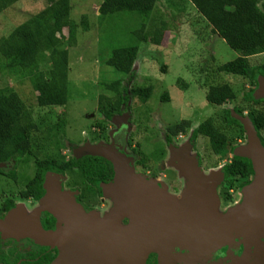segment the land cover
<instances>
[{
  "label": "rangeland",
  "instance_id": "1",
  "mask_svg": "<svg viewBox=\"0 0 264 264\" xmlns=\"http://www.w3.org/2000/svg\"><path fill=\"white\" fill-rule=\"evenodd\" d=\"M102 2L103 0H71V19L75 23V33L70 36L68 29H65L68 38L64 48L69 51L70 70L68 104L65 107L39 108L36 93L30 80L20 76L21 74L17 71L10 72L6 70L1 57L0 90H15L27 106L38 114L36 120L43 127V131L46 132L47 130L44 127L51 126L50 132L55 137L57 130L54 126L60 115L66 113V126L62 132L58 131L59 137L57 140L61 141L63 152L71 159L79 153L80 148H84L87 140L89 141L86 143L90 146L97 145L94 141L96 140L94 133L98 132V128L93 127L94 123L101 120V118H97V108L101 104V96L113 98L116 95L108 86L118 80H124L122 86H127L129 95L133 88L153 87V93L148 104L153 111L155 110L159 114L161 122L158 128L162 130L184 120L191 121L194 119L197 122L193 123L198 126V122L202 120L197 119L213 116L215 127L222 133L225 132L228 136H233V128L227 125L225 115L224 122L221 121L223 110L224 112L227 109L233 110L235 106L249 110L253 104L247 103L244 99L246 95L252 96L251 92L253 90L250 91L252 85L249 79L245 77L218 71L220 65L236 59L241 54L231 49L223 39L215 34L211 25L202 17L193 4L189 0H159L155 9L148 15L123 11L102 18L99 12ZM47 6L46 0H20L5 10L0 14V39L6 37L16 26L27 21L33 14L39 13ZM262 7L264 8L263 5ZM158 29L165 31L161 46H155L141 40L143 36L148 35L151 36V39ZM137 43L140 45V51L132 68L133 77L130 80L131 82L126 84L127 76L109 66L107 61L116 49ZM249 60L254 66L262 65L264 64V54L252 56ZM162 65H167V73L162 72ZM45 69L48 70L49 67H45ZM220 83H229L235 90L238 99L227 103L224 107H215L209 103L207 93L211 85ZM166 92L170 96V102L168 103L163 102L161 99ZM132 102L139 108L136 125L140 127L141 124L138 122L144 120L147 109L141 104L142 101L139 98L132 99ZM131 119H133V113ZM157 123L154 120L150 123L152 125L150 130H142L145 134L144 137L141 131L142 153L149 159H155V155L161 149L160 142L151 140L152 137L149 139ZM104 125L103 135L105 137L103 139L107 137V133L111 128H116L115 124L111 122H105ZM220 125L223 128L220 129ZM41 136L40 138H42ZM206 142H208V139L205 140ZM36 144L41 146L39 150L43 152L41 154L43 158L47 155L54 157L59 155V151L55 148L56 141L44 143L40 139ZM73 145H78V147L73 150ZM227 159L229 160L230 157L228 156ZM37 160L38 157L34 155L24 161L25 164L23 167L21 166L23 180L35 177V163ZM212 161L213 163L216 162L217 168H210L205 171V174H210L214 169L216 171L220 170L218 163H222V160L213 156ZM76 175L74 173L67 174V177L63 176V180L67 178L69 181L68 186H70L76 179ZM63 183L62 181L61 185ZM241 200L242 194H240L236 203L224 209L221 207L220 212L229 213V209L236 206ZM40 206V202H38L32 212L34 213ZM37 214L33 217L35 226H37L36 224L42 225L41 216H39V222H37ZM11 222L12 219L9 218L4 224L10 226ZM155 226H157L156 228L162 226L166 228L164 222L157 223ZM68 230L66 228L64 237L59 242L58 247L61 252L56 264H69L74 262L76 258L84 256L86 252H92L91 254H93L98 250L105 252L103 258L106 259L101 264H146L152 253L158 254L161 262L166 263V261L169 262L172 259V261H175L172 264H176V260L180 259L181 256L174 251V247H178L175 246L176 244L167 243L170 239H168L166 233V243L164 245L155 246L158 245L157 240L150 238L153 246L150 247L149 251L148 238L144 237L145 231L142 230L141 232L130 231L126 233L119 231L117 236L113 234L117 245L111 243L108 234H102L101 238H98L99 232L97 231L91 232L92 235L88 236L87 230L84 228L76 230V233H71ZM43 231L42 233L45 236L46 234ZM35 234L40 244H47L39 235L41 234L40 231H36ZM110 234L112 233L110 232ZM233 236H236V233L224 234V238L221 239L211 234L207 237L203 246L195 243V239L186 240L190 243H181V246L183 245L184 248L191 245L188 249L195 253L189 258L182 257L183 262L189 264V261L191 262L190 258L201 257L203 253L212 249L215 251L220 242L229 243L236 238ZM44 238L46 240L48 236ZM145 249L148 251L146 257L144 254L146 253ZM110 253H119V255L116 257L114 254L113 257L109 258Z\"/></svg>",
  "mask_w": 264,
  "mask_h": 264
},
{
  "label": "trees",
  "instance_id": "2",
  "mask_svg": "<svg viewBox=\"0 0 264 264\" xmlns=\"http://www.w3.org/2000/svg\"><path fill=\"white\" fill-rule=\"evenodd\" d=\"M19 1L0 0V14ZM46 1L48 6L45 9L33 14L27 21L16 26L6 37L0 39V57L3 59L6 70L17 71L21 74L20 76L30 80L36 93L38 107L51 109L65 107L68 104L70 70L69 51L64 48L68 38L65 29H68V34L73 36L75 23L71 19V0ZM189 1L211 25L215 34L231 49L241 54L236 59L220 65L219 72L242 76L251 81H255L257 72L264 75V65L256 67L249 60L252 56L264 54V8L262 7L264 0ZM158 2L159 0H103L99 7L100 17L123 11L148 15L155 9ZM164 36L165 31L158 29L151 39L148 35L143 36L141 40L161 46ZM139 43L116 49L107 61L109 66L127 76L126 84H129L133 77L132 68L140 51ZM45 67L49 69L46 70ZM161 70L167 73V65H162ZM123 81L118 80L108 86L116 93L113 97L115 99L101 96L99 108L105 120L111 119L120 104L129 97L127 86H122ZM152 93L153 87L147 86L131 89L130 95L145 102L151 98ZM207 98L213 106H222L235 101L237 94L229 83H220L209 87ZM161 99L163 102H170L169 93H164ZM236 111L240 114L243 112L238 108ZM224 113L227 125L238 126L243 133L242 125L231 117L230 110L227 109ZM257 114L259 111L252 110L250 117L258 127L259 124H264V115ZM37 115L15 90H0V162L15 160L20 163L36 155L38 157L36 174L29 184L35 187V197L38 198L44 193L41 185L47 172L68 174L74 173L75 168L79 167L82 176L97 178L98 174L106 172L107 168L111 169L110 162L103 158H85L79 161L74 158L67 159L61 141L57 140L58 131L62 132L66 126V113L60 115L54 126L57 130L56 137L50 132L51 126L44 127L47 130L43 131V127L36 120ZM189 125L190 121L184 120L171 125L169 129L173 132L176 130L182 132ZM197 132L208 136L215 155H228L227 147L230 145V137L215 127L211 119L204 122ZM40 139L44 143L56 141L55 148L59 151V155L41 157L43 154L39 150L41 146L36 144ZM88 159L90 162L87 161ZM99 169L103 171L99 172ZM251 173V163L245 158L235 157L226 166L227 181L235 176L247 179Z\"/></svg>",
  "mask_w": 264,
  "mask_h": 264
},
{
  "label": "flooded vegetation",
  "instance_id": "3",
  "mask_svg": "<svg viewBox=\"0 0 264 264\" xmlns=\"http://www.w3.org/2000/svg\"><path fill=\"white\" fill-rule=\"evenodd\" d=\"M260 77L264 79V75L257 72L255 81H251L249 79L250 84L252 85V89L250 91L253 90L251 92L252 96L246 95L244 100L247 103L253 104L252 107L249 110H244L242 107L235 106L233 110H235L237 114L248 117L252 121L262 145L264 146V124H259L257 127L250 117L252 110L259 111V114L257 115H264V98H257L255 95V91L259 87L258 78ZM132 99L136 98L129 95L127 100L120 104L119 109L112 114V118L109 120L104 119V115L101 113L98 106L97 118H101V120L100 122L97 121L94 123L93 127L98 128V132H96L94 129V131L97 133H94L96 136V140L94 141L97 143V145L101 144L102 149L106 148L103 151H108L107 148L112 147L116 154L123 155L124 158H126L125 161L129 162V165L133 167L137 174L147 177L149 180L155 182L160 188L164 189L165 191L168 190L170 194L175 196H178L182 193L186 184L185 179L180 175V172L177 171L175 167L178 165L176 160L178 155H191V157H194L198 161V165L203 170V172L213 167L217 168L216 162L213 163L212 161L213 156H216L222 160V163H218V166H220V170L224 174V180L218 187V196L221 207L224 209L237 202L241 194V189L249 185L252 182L254 176L252 162L245 158L249 160L252 166V173L250 176L247 179L240 178V176H235L229 181H227L226 177V166L230 164L235 158L233 155V149L236 146L244 145L247 142L246 132L241 123L240 124L244 130L243 133H241V129L238 126L231 125L234 134L233 136H229L230 145L227 147L229 155L224 156L223 154L221 156H217L212 151L208 136L197 132L201 125L207 120L211 119L214 122L213 116H208L205 118L200 117L197 120L202 121L198 122V126H195V123H193L197 122L194 119L191 121L187 120L190 121L189 127L185 131H178L179 133L177 130L174 132L170 131L169 128L171 125L162 130L161 128H158L160 127L159 124L161 122L160 116L155 112V110L153 111L151 109L150 105L148 104L149 100H147L141 103L145 109H147V112L144 116V120L138 122L141 124V126L138 127L136 125V121H138L137 117L139 108L132 102ZM215 107H224V105ZM236 108L243 110L242 114L237 112ZM132 113L133 119H131ZM222 115L223 117L221 118V121L224 122V110ZM154 120L158 122L156 125L157 128L154 126V132L150 134L149 139L152 137L151 140L160 142L161 149L155 155V159H149L142 153V140H140L141 131L143 129L150 130L152 126L150 123L152 121L154 122ZM105 122H111L115 124L116 128H111V130L107 133V137L103 139L105 137V135H103V130H105ZM219 128L221 129L223 126L220 125ZM142 134L144 137L145 134L143 131ZM206 139H208L209 144L208 142L205 143ZM88 141L89 140L86 142ZM86 142L85 144H87ZM73 146V150L78 147V145ZM75 155L76 156L74 159L76 161L85 158L98 157L110 162L111 169L107 168L106 172L98 174L97 178H88L82 176L80 174V168L77 167L74 170V174H77L76 179H74L70 186H68L69 181L67 178H65L63 181L64 183L62 184V189L64 191L72 192L77 203L80 204L88 213L95 212L99 215H105L111 210L113 201L110 197H106L104 195L103 187L115 183L114 165L111 161L99 155H84L81 157L77 154ZM228 156L230 157L229 160L227 159ZM67 159L69 160L70 158L67 156ZM87 161L90 162L89 159ZM24 164L25 162L19 163L15 160L0 162V264H56L61 252L58 246L60 240L64 237L65 233L63 232L65 228L64 225H60L58 219L54 217V215L47 211H43L40 216L46 235L44 236L42 232L39 235L42 236L45 243L47 244H40L36 238V226L34 225L35 222L33 219L36 212L33 213L32 210L35 208L36 204L40 202L46 191L43 188V182L41 185L42 189L44 190L43 195L39 196L38 198L35 197V187L29 186L33 178L30 177L29 179L23 180L21 177V166L23 167ZM35 169H37L36 163ZM98 171L102 172L103 170L99 169ZM61 175L67 177V174ZM13 213L17 214V216L12 219L13 223L11 222L10 226L5 225L4 222L7 221ZM159 221V219L150 217L148 220H146L147 223L142 225L141 228L142 231H145L144 237L148 238L147 241H149L150 238L157 240L158 245L155 246H160L161 244L164 245L166 243L164 226L156 228V224H153ZM122 223L125 226H131L130 219H123ZM90 226H92V230L88 231L86 229L88 236L92 235L91 232L97 231L99 232L98 238H100V226L89 225L88 227L91 228ZM61 228H63L62 231ZM150 228H152V230H150ZM112 234L116 235V232L112 231ZM47 236L48 239L45 240L44 237ZM193 237L194 236L191 237L186 235V233H182L179 234L175 240L170 239V241L167 242L172 245L176 244L175 246H178L177 248L174 247V251L176 254L181 256L179 257L180 259L176 260V264H185L182 257L189 258L195 253L188 249V247L191 245H187L183 248L181 243H190V241L186 240L195 239V243L203 246L205 240L207 239L204 236ZM111 243L114 245L116 244L114 241ZM152 243H149V248L153 246ZM91 253L92 252H86L84 253V256L76 258L74 262H70L69 264H101V262L106 259L103 258L105 252L98 250V252L96 251L93 252V254ZM114 254L115 253H112L109 258L113 257ZM190 260L191 262L189 261V264H264V237L253 239L236 237L229 243H220L219 247H217L215 251L212 249L209 252L207 251L206 253H203L201 257H193L190 258ZM170 261H166V263L163 261L161 262L158 254L152 253L147 259L146 264H172L175 262L172 261V259Z\"/></svg>",
  "mask_w": 264,
  "mask_h": 264
},
{
  "label": "water",
  "instance_id": "4",
  "mask_svg": "<svg viewBox=\"0 0 264 264\" xmlns=\"http://www.w3.org/2000/svg\"><path fill=\"white\" fill-rule=\"evenodd\" d=\"M258 82L255 95L257 98H264V79L260 77ZM231 115L243 125L247 136V142L236 146L233 155L249 159L254 176L252 182L241 189L242 200L229 209V213L220 212L218 187L224 180L223 172L214 169L210 174H205L191 155H178L176 159L178 165L175 167L186 184L182 193L175 196L147 177L137 174L129 162L125 161L126 158L116 154L112 147L103 151L106 148L102 149L101 144H86L84 148H80L78 156L99 155L114 165L115 183L103 187L104 195L113 201L111 210L105 215L88 213L77 203L72 192L62 189L63 175L47 172L43 184L46 193L40 200L41 206L35 211L38 213L37 222L41 213L47 211L58 219L60 225H64L63 233L66 228L71 233H76V230L82 228L92 230L89 225L100 226V234H108L112 242L116 238L113 234L109 235L110 232H116V236L119 231L141 232L148 217L159 219L156 224L164 222L165 233L171 240L182 233L206 238L213 234L220 239L227 233H236L234 238L264 237V146L248 117L237 114L235 110H231ZM15 216L17 214L13 213L10 218L14 219ZM123 219H130L132 227L123 225ZM36 225V231L42 232L43 226ZM145 251L146 257L148 251ZM118 255L119 253L115 254L116 257Z\"/></svg>",
  "mask_w": 264,
  "mask_h": 264
}]
</instances>
